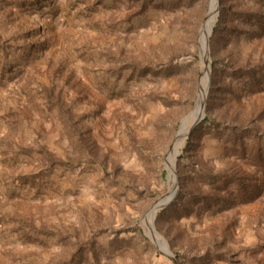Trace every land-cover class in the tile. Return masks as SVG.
I'll return each mask as SVG.
<instances>
[{
	"label": "rangeland",
	"instance_id": "obj_1",
	"mask_svg": "<svg viewBox=\"0 0 264 264\" xmlns=\"http://www.w3.org/2000/svg\"><path fill=\"white\" fill-rule=\"evenodd\" d=\"M210 2L0 0V264H264V0Z\"/></svg>",
	"mask_w": 264,
	"mask_h": 264
},
{
	"label": "bare ground",
	"instance_id": "obj_2",
	"mask_svg": "<svg viewBox=\"0 0 264 264\" xmlns=\"http://www.w3.org/2000/svg\"><path fill=\"white\" fill-rule=\"evenodd\" d=\"M218 0H211L210 2V8L207 13V22L212 21L216 15H217V10H218ZM206 25V24H205ZM204 25V27H205ZM203 27V30H204ZM207 44V41L204 40L202 44V68H203V77L200 82V87H199V93H198V100H197V105L194 111L187 116L180 127V130L177 134L176 139L174 140L168 154H167V165L171 170L170 174V186L171 189H173V186L176 184V178H175V165H176V159L177 156L181 153V149L184 147L185 140L188 136L189 131H191L195 124L198 122V120H202L204 117V108H205V103H206V98H207V92H208V85H209V78H210V58H209V52L204 49L205 45ZM202 117V118H201ZM193 126V127H192ZM191 129V130H190ZM172 196L170 195L169 198L165 201L166 203L171 200ZM164 201V200H163ZM162 201V202H163ZM158 207L152 211L147 217L145 221V226L150 228L154 235L156 240H161V236L156 232L155 227L153 225V221L155 218V215L158 211ZM165 249L168 251V247L165 246Z\"/></svg>",
	"mask_w": 264,
	"mask_h": 264
},
{
	"label": "water",
	"instance_id": "obj_3",
	"mask_svg": "<svg viewBox=\"0 0 264 264\" xmlns=\"http://www.w3.org/2000/svg\"><path fill=\"white\" fill-rule=\"evenodd\" d=\"M203 118H204V117H203ZM200 121H201V120H200ZM200 121H198V122H197L195 125H197V124H198ZM193 128H194V127H193ZM156 206H158V203H157V204H156L154 207H156ZM154 207H153V208H154ZM153 208H152V209H153ZM158 208H159V207H158ZM152 209H151V210H152ZM165 252H166V251H165ZM166 253H167V252H166ZM167 254H168L169 256H171V257H172V255H171V254H169V253H167Z\"/></svg>",
	"mask_w": 264,
	"mask_h": 264
}]
</instances>
